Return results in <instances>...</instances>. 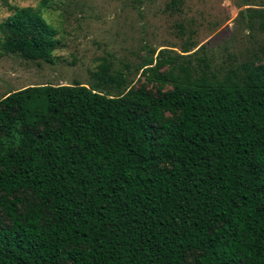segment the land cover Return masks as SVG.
Masks as SVG:
<instances>
[{"label":"trees","instance_id":"1","mask_svg":"<svg viewBox=\"0 0 264 264\" xmlns=\"http://www.w3.org/2000/svg\"><path fill=\"white\" fill-rule=\"evenodd\" d=\"M11 9L0 57L53 63L57 30ZM102 61L0 100V264H264V65L160 58L154 94Z\"/></svg>","mask_w":264,"mask_h":264},{"label":"rangeland","instance_id":"2","mask_svg":"<svg viewBox=\"0 0 264 264\" xmlns=\"http://www.w3.org/2000/svg\"><path fill=\"white\" fill-rule=\"evenodd\" d=\"M28 6L57 30L54 62L0 57V100L30 86H91L103 59L111 74L126 76L124 90L154 94L161 83L142 68L151 61L149 68H156L160 58L189 62L199 73L205 58L220 79L243 64L264 65V29L257 15L264 0H0V23L11 8ZM169 70L165 65L157 75ZM172 89L173 84L163 87Z\"/></svg>","mask_w":264,"mask_h":264}]
</instances>
